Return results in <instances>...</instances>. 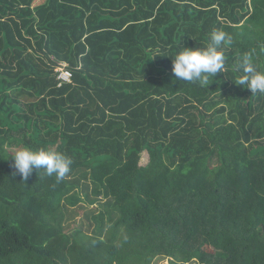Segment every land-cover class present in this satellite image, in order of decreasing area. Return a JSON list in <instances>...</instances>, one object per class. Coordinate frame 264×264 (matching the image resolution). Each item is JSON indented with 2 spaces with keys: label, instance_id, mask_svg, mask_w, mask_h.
I'll list each match as a JSON object with an SVG mask.
<instances>
[{
  "label": "trees",
  "instance_id": "16d2710c",
  "mask_svg": "<svg viewBox=\"0 0 264 264\" xmlns=\"http://www.w3.org/2000/svg\"><path fill=\"white\" fill-rule=\"evenodd\" d=\"M164 258L264 264V0H0V264Z\"/></svg>",
  "mask_w": 264,
  "mask_h": 264
},
{
  "label": "rangeland",
  "instance_id": "374dc122",
  "mask_svg": "<svg viewBox=\"0 0 264 264\" xmlns=\"http://www.w3.org/2000/svg\"><path fill=\"white\" fill-rule=\"evenodd\" d=\"M147 162H148V153L144 152L143 158L141 160V164H146ZM83 200L85 201V199H83ZM80 204H82V202H79L78 204L68 203V207H70V208L75 210L76 208H79ZM86 207L89 210H93L94 208H96V210H94V214H99L102 211H104V213H106L108 211V209H106L105 206L100 205V203L99 204L97 203L96 205H92V204L86 203ZM85 212H86V209H83L82 212H80L78 214H75V215L73 214L72 218L70 219V221L73 222V223L75 221L80 222L85 217ZM107 218L109 219V215L106 216V219ZM106 222H108V221H106ZM92 229L94 231H89V232L91 234H96L97 235V233L95 232V231H98V229L96 227V224L92 227ZM98 233H99V231H98ZM99 234L101 236H104V234H101V233H99ZM154 264H157V262H155ZM158 264H167V260L165 258L163 260H159ZM190 264H199V263H197V261H195V262H192Z\"/></svg>",
  "mask_w": 264,
  "mask_h": 264
},
{
  "label": "built area",
  "instance_id": "2783aa9c",
  "mask_svg": "<svg viewBox=\"0 0 264 264\" xmlns=\"http://www.w3.org/2000/svg\"><path fill=\"white\" fill-rule=\"evenodd\" d=\"M66 65V64H64ZM60 70V74H59V79H60V85L63 83V82H68L71 80L72 76H73V73L71 70H69L68 68L66 67H62L59 68Z\"/></svg>",
  "mask_w": 264,
  "mask_h": 264
}]
</instances>
